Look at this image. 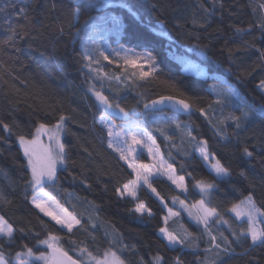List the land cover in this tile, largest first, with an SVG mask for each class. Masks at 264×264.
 I'll return each mask as SVG.
<instances>
[{
    "label": "trees",
    "instance_id": "16d2710c",
    "mask_svg": "<svg viewBox=\"0 0 264 264\" xmlns=\"http://www.w3.org/2000/svg\"><path fill=\"white\" fill-rule=\"evenodd\" d=\"M93 3L0 0V121L11 129L0 125V171L10 169L19 182V193L9 204L0 200V216L14 229L13 242L0 243L5 260L14 264L25 246L34 256L50 254L41 241L51 234L76 260L83 249L96 258L110 249L125 264H155L157 256L163 258L161 264H176L177 257L181 264H264V247L240 235L248 232V223L231 213L249 195L264 213V0ZM20 7L26 15L16 14ZM121 46L150 54L158 71H151L148 63L119 66V58L109 51ZM98 47L112 63L98 56ZM85 52L99 62L94 59L86 66ZM187 62L196 63L207 77L187 74ZM141 67L150 73L147 77L141 78ZM97 92L119 103L131 121L147 129L166 161L184 177L186 196L166 179L151 183L166 206L179 212L168 225L163 203L147 188H140L136 199L120 195L135 176L119 152L108 146ZM163 97L189 103V113L146 110L145 104ZM245 113L237 128L230 117ZM61 115L67 117L64 166L45 190L80 220L71 232L32 205L31 169L17 139L21 134L32 138L40 123L53 129ZM110 117L117 124L129 122ZM203 141L208 153L229 170L228 177L208 172L197 154ZM140 161L150 163L145 155ZM202 182L214 187L208 206L218 216L208 229L174 205L178 199L199 203ZM138 203L151 214L136 212ZM221 220L228 227L218 226ZM166 227L184 240L180 247L169 246L161 237ZM221 237L230 243L224 245Z\"/></svg>",
    "mask_w": 264,
    "mask_h": 264
},
{
    "label": "snow or ice",
    "instance_id": "6c2138e0",
    "mask_svg": "<svg viewBox=\"0 0 264 264\" xmlns=\"http://www.w3.org/2000/svg\"><path fill=\"white\" fill-rule=\"evenodd\" d=\"M77 3H79V0H77ZM12 7L16 8L17 6L13 3ZM261 7L264 8V5H261ZM78 12L79 9L77 8V13ZM16 14L26 15V9L24 7H20L17 9ZM262 27H264V25H262ZM8 39L12 40L14 39V36H10ZM104 51L105 50H101L99 47L96 49L98 56L103 57L104 60H108L109 63H112V61L109 60V55H115L116 57L119 58V62H120L119 66L125 67L131 65L132 67H137L138 64L142 65V63H148L150 65H153L151 71H158V68H156L154 65L155 58L148 53H138L134 49L124 48L122 46L119 49H111L109 51V55H105ZM83 58L89 62V64L86 65L88 67L91 66L94 59L95 62L97 63L99 62L98 59L93 57L91 52H85L83 54ZM149 74H150L149 72L143 71L141 67V78L147 77ZM115 78L119 79V77H115ZM96 96L98 100L104 105L105 114L100 118V122L105 128L108 129L107 135L111 137L114 135V133L112 128L108 127V125L111 123L109 117L111 115H122L123 117L128 118V113L124 110V108L120 106L119 103L113 104L111 101H109L108 97L103 96L99 92L96 93ZM171 99H172L171 97H163L161 101H153V107H155L158 103H163L164 100H171ZM217 102L219 103V100ZM177 103L182 105V110L184 111H187L191 108V105L189 103H185L183 100L177 101ZM145 108L148 109L149 105L145 104ZM246 117H247V113H245L243 117H230V119L235 120L236 121L235 126L239 128L241 126V121ZM66 119L67 117H65L64 115H61L59 117L58 122L54 125V128L56 129L55 133L50 132L46 124L40 123L39 126L36 128L35 134L32 138H27L25 135L22 134L17 137L19 146L23 151V156L27 158L26 166L31 169L32 179L30 183L32 184L34 189L36 188L37 185L43 186L57 179L56 164L57 162L63 164L65 160V155H64L65 145L60 142L59 137L64 130L63 126ZM153 123H155V121H153ZM0 125L3 126L4 130L11 132V129L9 128L8 124L4 123L3 121H0ZM177 127H179V124H177ZM157 130L158 131L160 130L159 127H157ZM45 133H47V138L49 141H52L53 138L55 137L56 140L55 155H53V150L50 145L48 147H44L41 144V136L44 135ZM187 134L189 136L192 135L190 128ZM115 135L119 136V133H116ZM138 136L144 138L147 144L155 145V140L152 138L151 134L147 131V129L141 128L139 124H137L134 121H131L129 118V125L124 132L123 142H121L119 139L115 141L110 140L108 142V146L114 147V149L120 153L121 159L127 160V153H129L130 151H134L127 147L128 138L131 137L132 143L139 144L141 143V140L137 138ZM192 138L195 139V137ZM38 145H40L41 148H43L40 157L37 156ZM151 150H152L151 147H149L150 152ZM199 151L203 159L209 158L206 141L200 143ZM244 153L249 157L253 155V153L249 152L247 148L244 149ZM129 166L132 165L130 164ZM141 167H147V166L142 165ZM167 167L171 169V165H168ZM213 169L215 170L216 176L219 179H224L230 175L229 170L225 168L218 160L213 165ZM174 171L175 170L172 169V173H174ZM137 175L139 176V173H137ZM241 175H243V173H241ZM168 178L172 180L173 183L177 184V187L186 190L184 189L182 183L184 180L183 176L174 178V175L170 174ZM200 187L202 192L207 193V190L210 189L212 185L203 184L202 182ZM38 191H42V187ZM153 191H155V189H153ZM124 193H126L130 197L135 198L136 182L132 181L129 184L123 185V191L121 192V194L123 195ZM44 196H47V193H44L43 196H40L39 194H34L32 197L33 204H35V206L39 208L41 212H43L45 215L51 216V218L57 224L62 225V227L66 228L68 232L72 231L74 225L80 224V220L76 219L75 217H71V214H68L69 217H71L70 219H62L60 216L54 215L51 211L48 210V208L45 207ZM3 199H4L3 195L0 194V200ZM49 199L55 200V197H49ZM200 204L201 206H203V201H200ZM241 204H246L248 206L246 210L238 211L240 205H234L232 211L236 214L237 217L246 216L247 217L246 222H248L251 225L253 221V211L259 213V210L255 209L253 197L251 195L247 196L245 201H241ZM135 211L140 213L141 215H143L145 212H147L149 215L151 214L150 210L146 209L143 203H138L137 207L135 208ZM202 211L204 213V216L198 218H203L205 220L207 219L208 216L216 214L215 209L202 208ZM261 215H264V213H261ZM205 227H207V224L205 225ZM160 231L164 233L165 239H167L169 245L175 246L184 243L183 239H179L175 234L169 232L166 228H161ZM13 232L14 229L12 225H10L4 219L3 216H0V243H3L5 239L7 240L8 243H12ZM209 235L211 237V241L216 240V237L212 236L211 233H209ZM240 235L250 237L253 245H259L264 247V229L257 230L255 227L250 226L247 233H241ZM221 238L224 245H228L230 243L226 237H221ZM58 239L59 237L50 234L48 239L41 241V243L47 245L48 248L52 249V254L45 256L43 253H41L39 256L35 257V259L43 260L46 262V264L48 261H51L52 264H65V261H71V264H77L75 260H72V258L68 256L67 252L62 251L61 249L55 246L53 242L58 241ZM237 239H239V236L237 237ZM212 247H215L216 249H221L220 244H213ZM25 248H26V252H18L16 254V260L18 264H23V262H20L19 259L22 255L27 256L28 258H31L34 255L31 248H27V246H25ZM82 252L86 253L87 256L91 257L93 260H96L95 257H92V254L90 252H87V249H83ZM162 259L163 258L159 256L155 257L154 258L155 264H161ZM0 264H7V261L5 260L4 253L2 250H0ZM96 264H124V261L121 259L120 256L117 255L116 252L111 251L109 249L104 253V260L103 261L96 260ZM176 264H181L179 257L176 258Z\"/></svg>",
    "mask_w": 264,
    "mask_h": 264
},
{
    "label": "rangeland",
    "instance_id": "374dc122",
    "mask_svg": "<svg viewBox=\"0 0 264 264\" xmlns=\"http://www.w3.org/2000/svg\"><path fill=\"white\" fill-rule=\"evenodd\" d=\"M74 1H77V0H74ZM83 1L94 2L93 4H96V5H99V4L106 5V4H110V3H114L115 2V0H79V2H83ZM177 58H178V60L180 62H184L182 57H177ZM185 72L187 74H199V76H201L203 78L207 77V75H206V73L204 71L200 72L198 70V65L196 63H194V62H187ZM262 89L264 91V87H262ZM101 105H103V104L101 103ZM116 117H122V119L125 118L122 115H116ZM129 118H130V116L128 115V118H126V119H129ZM109 119H110L111 123L108 125V127L112 128L113 133H114L113 136H111V137L109 136V139L112 140V141H115V140L119 139L121 142H123V140H124V132H125L126 128L128 127L129 122H125V123L124 122H122V123L120 122L119 124H117L111 117H109ZM105 129L108 131L107 128H105ZM51 132L55 133L56 129L53 128L51 130ZM116 133H119V136L115 135ZM137 138L141 140V143L134 144V143H132L131 137L128 138L127 147L132 149V150H134V151H130L129 153H127V160H125L128 165H130V164L132 165V166H130V169H131V171L133 172V174L135 176L134 180L136 182V197L134 199L137 198L138 191H139L140 188H142V187L147 188L148 191L151 194H153L156 198H158L163 203L164 207L167 209L168 218L166 219V222H167V225H168L169 223H171L172 221L175 220V217L177 215L176 213L179 214V212H176V211H174L171 208H168L166 206L164 201L159 198V196L157 195L156 191H153V188L151 187V183H152V181L154 179H158V178L170 180L168 178L170 174L174 175V178H178L180 176L177 175L176 171H174V173H172V169H173L172 167H171V169H169L167 167L170 164L166 161V159L162 155V153L159 150V148H157L156 142H155V145H151V144H147V142H146V140L144 138H141L139 136ZM59 139H60V137H59ZM50 142L52 143L53 155H55V151H56V140H55V137ZM149 147H151V149H152L151 152L149 151ZM111 148L114 149V147H111ZM197 154L200 157V159L202 160V162H203L204 166L206 167V169L208 170V172H210L212 175H214L217 178L215 170L213 169V165L216 162V160L213 158V156H211L209 154V158L208 159H203L201 157L200 151H198ZM142 155L147 156L148 159L150 160V163L141 162L140 158L142 157ZM57 165H58V162L56 164V169H57ZM142 165L147 166V167H141ZM161 165H163V166H161ZM137 173H139V176L137 175ZM56 177H57V175H56ZM170 182L172 183L173 188L178 193L182 192L183 195H185V196L187 195V186H186L185 180H183L182 183H183L184 189H186V190H183L182 188L177 187V184L173 183L172 180H170ZM200 185H201V183L198 184V189L202 193V196H203V198L201 200V201H203V206H201L200 202L197 203V204H190L189 202H187L184 199L176 200L174 202V205L180 211L184 212L189 220H191L195 224L201 225L205 229H208L212 225V223H214L216 220H218L217 219L218 216H216V214L215 215H211V216H208L206 220L203 219V218H198V217H203L204 216L202 208L210 209L209 206H208V202L210 200V196L212 194V191L214 190V187H211L210 189L207 190V193H205V192L201 191ZM36 187L38 189H41V187H42V189L45 188L44 185L43 186L37 185ZM18 193H19V182H18L16 176L8 168H5L4 170H1L0 171V194H2L3 197H4V199L2 201L5 204H9V202ZM123 195L128 196L126 193H124ZM181 202H183V203H181ZM239 205H240V208L238 209V211H244L248 207L246 204H239ZM45 206L47 208L52 207L51 204L50 205L46 204ZM254 206H255V204H254ZM255 209H258V208L255 206ZM51 212L54 215L60 216L62 219H66V217L64 215L58 213L55 210L54 211L51 210ZM231 213L238 219L239 222L247 221V217L246 216L237 217L236 214L232 210H231ZM261 213L262 212L260 210H259V213L253 211V221H252L251 225L247 222L248 223V229H249L250 226L251 227H255L257 230L264 229V223H263L264 222V215H261ZM206 224H207V227H205ZM217 224L220 227H222V226L228 227V224L225 223L224 220H221V221L217 222ZM166 229L168 230L167 227H166ZM243 232L244 231H242L241 233H243ZM161 235L165 239L164 233L161 232ZM165 240L168 243L167 239H165ZM53 243L55 244V246L57 248H59L58 241H54ZM168 245H169V243H168ZM181 245L182 244H178V245H175V246L169 245V246H171V247H180ZM43 247L48 249V251L51 250L45 244L43 245ZM44 255L48 256L50 254L48 253V254H44ZM35 257H37V256L33 255V257L28 258L27 256L22 255L19 259H20V262H23V264H32V261H34V260L35 261H39L42 264H46L45 261L37 260V259H35ZM92 257H94V256L92 255ZM77 258H78V261L81 264H96V260H101V261L104 260V257L103 258H96L95 257L96 260H93L91 257L87 256V254L82 252V251L78 254ZM14 264H18L16 259L14 260ZM47 264H50V261H48Z\"/></svg>",
    "mask_w": 264,
    "mask_h": 264
},
{
    "label": "crops",
    "instance_id": "0c3cea01",
    "mask_svg": "<svg viewBox=\"0 0 264 264\" xmlns=\"http://www.w3.org/2000/svg\"><path fill=\"white\" fill-rule=\"evenodd\" d=\"M50 130V132H51V130L52 129H49ZM60 142L61 143H63V132L60 134ZM41 144L44 146V147H48L49 145L51 146V148H52V143L50 142V141H48V138H47V133H45L44 135H42L41 136ZM42 151H43V148H41V146L40 145H38L37 146V156L38 157H40V155L42 154ZM64 166V163L63 164H61V163H59L58 162V165H57V169H56V175H57V172L59 171V169L60 168H62ZM135 181V180H134ZM169 182H170V180H168ZM55 181H52V182H49V183H47V184H45L44 185V187L46 186V185H48V184H52V183H54ZM171 183V182H170ZM171 185H172V183H171ZM173 186V185H172ZM39 189L36 187L35 188V194H39L40 196H43V194L44 193H47V196H44V205H46V204H51V206L52 207H50V208H48V210L49 211H51V210H55V211H57L58 213H60V214H62V215H64L65 217H66V219H70L71 217H73L72 215H71V217H69V215L68 214H70L60 203H59V201L57 200V199H55V200H52V199H49V197H52L46 190H45V188H43L42 189V191H38ZM182 195H183V193L182 192H180ZM18 195V194H17ZM16 195V196H17ZM120 195L121 196H123V197H127V198H132V197H129V196H126V195H122L121 193H120ZM15 196V197H16ZM185 196V195H184ZM14 197V198H15ZM13 198V199H14ZM132 199H134V198H132ZM161 202V201H160ZM32 205L43 215V216H45L46 218H48L49 220H51L52 222H54V223H56L52 218H51V216H48V215H45L43 212H41L40 211V209L39 208H37L36 206H35V204H33V202H32ZM46 207V206H45ZM47 208V207H46ZM166 209V208H165ZM64 210H66V211H64ZM166 211H167V209H166ZM147 212H145L144 214H146ZM148 214V213H147ZM177 215H176V217L175 218H177V216L179 215L178 213H176ZM216 216H217V214H216ZM168 218V213H167V217H166V219ZM166 219H165V225L167 224V222H166ZM57 224V223H56ZM61 229H63L64 231H66V232H68L67 231V229L66 228H63L62 227V225H60V224H57ZM77 225H74L73 226V228H72V230L76 227ZM160 235H161V232H160ZM161 237H162V235H161ZM163 238V237H162ZM164 239V238H163ZM165 240V239H164ZM166 241V240H165Z\"/></svg>",
    "mask_w": 264,
    "mask_h": 264
},
{
    "label": "water",
    "instance_id": "95a60500",
    "mask_svg": "<svg viewBox=\"0 0 264 264\" xmlns=\"http://www.w3.org/2000/svg\"><path fill=\"white\" fill-rule=\"evenodd\" d=\"M161 99H157L155 101H161ZM177 101H180V100L175 99V98H172L171 100H164L163 103H158L155 107H153V102H152L149 104V108L146 110L148 112H158L161 110H167V111H170L172 113L179 114V115L188 114L190 109L187 111L182 110V105L178 104ZM51 254H52V249L50 251V255ZM68 256L71 257L69 254H68ZM71 258H72V260H75L77 262V264H81L78 260L74 259L73 257H71ZM50 264H52L51 261H50ZM65 264H71V261H65Z\"/></svg>",
    "mask_w": 264,
    "mask_h": 264
}]
</instances>
